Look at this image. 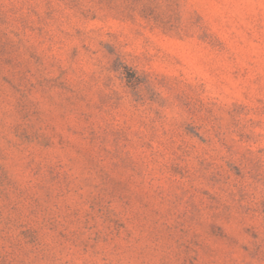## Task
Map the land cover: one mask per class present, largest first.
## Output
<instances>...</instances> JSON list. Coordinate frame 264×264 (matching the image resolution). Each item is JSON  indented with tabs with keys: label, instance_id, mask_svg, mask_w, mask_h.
Listing matches in <instances>:
<instances>
[{
	"label": "rangeland",
	"instance_id": "obj_1",
	"mask_svg": "<svg viewBox=\"0 0 264 264\" xmlns=\"http://www.w3.org/2000/svg\"><path fill=\"white\" fill-rule=\"evenodd\" d=\"M0 264H264V0H0Z\"/></svg>",
	"mask_w": 264,
	"mask_h": 264
}]
</instances>
